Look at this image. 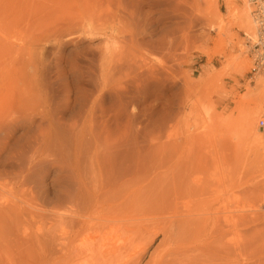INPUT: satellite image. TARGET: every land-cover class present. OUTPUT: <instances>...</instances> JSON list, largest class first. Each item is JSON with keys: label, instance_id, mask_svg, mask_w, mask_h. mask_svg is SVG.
<instances>
[{"label": "rangeland", "instance_id": "374dc122", "mask_svg": "<svg viewBox=\"0 0 264 264\" xmlns=\"http://www.w3.org/2000/svg\"><path fill=\"white\" fill-rule=\"evenodd\" d=\"M250 8L0 0V264H70L50 236L89 249L99 227L122 239L128 264H264V73L250 72ZM93 196L103 206L87 227L59 226L57 211Z\"/></svg>", "mask_w": 264, "mask_h": 264}, {"label": "bare ground", "instance_id": "6f19581e", "mask_svg": "<svg viewBox=\"0 0 264 264\" xmlns=\"http://www.w3.org/2000/svg\"><path fill=\"white\" fill-rule=\"evenodd\" d=\"M121 3H123V1ZM128 4H130V3H128ZM248 4H249V2H248ZM128 7L130 8V6H128ZM129 14H130V16H132L133 11H130ZM251 22H252V20H251ZM252 25H253V23H252ZM161 44H163V43H161ZM161 66H163V68H164L165 64H161ZM257 76H260V75H257ZM120 77H119V79H120ZM135 78H137V77H135ZM252 119H253V115H251V114H249L246 117V121L248 123L247 133H248V136L250 138H252V142L255 145V148L257 150H259L260 149L259 139H261V138L258 139V137L255 136L253 128L251 129L250 123H251ZM4 193H5V191L2 188V186L0 185V236H1L0 240L2 241V244H4V243L6 244V241H4L6 239V236H8V233L6 232V230L9 229L7 226L9 224L6 225V223H9V222H6V219L8 218L7 217L8 205H7V199H6V196L4 195ZM98 196L97 197L93 196V197H91V199L84 201V202H81L78 200L70 201V204H69V207L67 210H64V212H58L57 211L55 213V215H57V217H58L59 226L64 224L65 220H67V222L74 229H82L85 225V222L88 221V219H91V217L95 214L99 215L101 210H102L101 207L103 206V202H102L101 198H99ZM78 212H80V213L78 214ZM176 217H179V216H176ZM173 218H174V216H173ZM170 219H172V216L170 217ZM174 220H175V218H174ZM167 221H169V219L166 220V223H167ZM85 226L87 227V225H85ZM105 226L103 225L104 228H105ZM99 228H98L99 232H97V229H94V231H93V232H95L94 236L91 238V240L89 238L90 241H89V243H87V244H91L90 245L91 248H89V249H88V247L85 249H80V247L78 245L70 246V243H71L70 238H63V237H61V233L59 230L55 231V233L52 236H50V240L53 242V244L55 246H57V250H56L57 258L62 259V260H65L66 258H68L70 264H75V262H71V261H73L74 258H78L79 260H82L83 262L85 261V263H83V264H128L127 263L128 254L125 252L124 243L120 242V240H122V239L118 238L115 235V231H113L112 228L109 231L110 233L105 232V230L102 228H101L102 231H100L101 229H99ZM83 231H85V229H83ZM87 231L88 230H86V233H87ZM163 233H165V232H163ZM33 236H36V235H33ZM45 237H46V235L42 236V238H45ZM47 241H49L48 237L44 239V242H47ZM85 242H83L82 244H84ZM127 244H129V243L127 242ZM148 244H149V242H148ZM146 246H148V245L146 244ZM143 247H141V248L143 249ZM182 248L186 249L185 247H182ZM140 250H138V252H141ZM178 250H180V249H178ZM178 250H176V251H178ZM183 250H181V251L183 252ZM172 251H175V249ZM176 251L174 252V254L177 253ZM187 251H190V249ZM138 254L139 253H136L134 257L139 256ZM184 254H185V252H183V255ZM181 255H182V253L180 254V256ZM189 255L191 256V254H189ZM174 256H176V254ZM185 256L187 257V255H185ZM132 258H133V256H132ZM177 258H178V256H177ZM188 258H189V256H188ZM128 259H131V258L129 257ZM175 259H176V257H175ZM185 259L186 258H183L182 260H185ZM189 259H191V258H189ZM133 260H135V258H133ZM175 262H177V259ZM180 263H181V261H180ZM129 264H130V262H129Z\"/></svg>", "mask_w": 264, "mask_h": 264}, {"label": "built area", "instance_id": "2783aa9c", "mask_svg": "<svg viewBox=\"0 0 264 264\" xmlns=\"http://www.w3.org/2000/svg\"><path fill=\"white\" fill-rule=\"evenodd\" d=\"M254 33L248 37V48L252 58L253 76L264 73V0H248ZM257 126L264 134V114L257 120Z\"/></svg>", "mask_w": 264, "mask_h": 264}]
</instances>
